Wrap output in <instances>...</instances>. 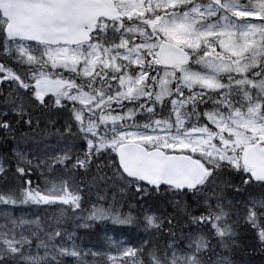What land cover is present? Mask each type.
Returning <instances> with one entry per match:
<instances>
[{"label":"snow or ice","instance_id":"obj_1","mask_svg":"<svg viewBox=\"0 0 264 264\" xmlns=\"http://www.w3.org/2000/svg\"><path fill=\"white\" fill-rule=\"evenodd\" d=\"M0 85V264L264 255V0H0Z\"/></svg>","mask_w":264,"mask_h":264},{"label":"trees","instance_id":"obj_2","mask_svg":"<svg viewBox=\"0 0 264 264\" xmlns=\"http://www.w3.org/2000/svg\"><path fill=\"white\" fill-rule=\"evenodd\" d=\"M2 87L3 85H0V88ZM41 127H43V125H41ZM37 142L41 145L45 142L55 144L56 139L55 137H45L43 140H41L38 137ZM8 147L10 146L0 145V152L6 151ZM32 179H35V176H33ZM69 227H71V225H69ZM77 236L79 237L77 242L80 243L84 248L103 250L108 247V242L106 240L107 236H111L113 241H119L121 239L128 240L135 236V231L129 230L124 226L112 225L110 222H97V224L91 228L77 229ZM247 238V236H244V239ZM247 250L250 254L245 257V259L249 261V264H264V255L254 251L251 247H248ZM66 264H71V261H66Z\"/></svg>","mask_w":264,"mask_h":264},{"label":"rangeland","instance_id":"obj_3","mask_svg":"<svg viewBox=\"0 0 264 264\" xmlns=\"http://www.w3.org/2000/svg\"><path fill=\"white\" fill-rule=\"evenodd\" d=\"M114 241H116V240H114Z\"/></svg>","mask_w":264,"mask_h":264}]
</instances>
